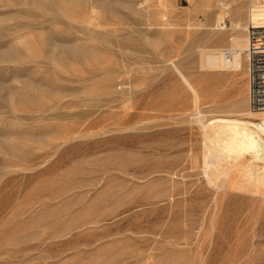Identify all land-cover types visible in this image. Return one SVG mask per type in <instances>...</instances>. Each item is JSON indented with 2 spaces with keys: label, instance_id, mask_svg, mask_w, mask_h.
Masks as SVG:
<instances>
[{
  "label": "rangeland",
  "instance_id": "1",
  "mask_svg": "<svg viewBox=\"0 0 264 264\" xmlns=\"http://www.w3.org/2000/svg\"><path fill=\"white\" fill-rule=\"evenodd\" d=\"M222 1L0 0V264H264V134L200 123L264 118L254 44L207 61L264 0Z\"/></svg>",
  "mask_w": 264,
  "mask_h": 264
},
{
  "label": "bare ground",
  "instance_id": "2",
  "mask_svg": "<svg viewBox=\"0 0 264 264\" xmlns=\"http://www.w3.org/2000/svg\"><path fill=\"white\" fill-rule=\"evenodd\" d=\"M220 3L222 2V4L224 6H226V2H223L222 0H218ZM250 12H251V15H252V9H250ZM236 29V27H234ZM257 28H259V26H256L254 25L252 22L250 25H248V30H249V33L244 36L243 38L241 37H238V36H234L232 38V41H233V46L231 48V51L230 53L226 54L224 52H221L220 55H216L214 53H208L207 55V61L209 64H214V65H218L222 68H230V69H234V70H237V69H241L242 68V52L244 50H252L253 49V43H252V38H253V34L255 32V30H257ZM249 52V51H248ZM187 81V80H186ZM188 83V82H187ZM198 114H200V111L198 110ZM201 119H200V123L202 124L203 128L206 130L207 132V139L209 140L210 139V136L212 135L211 134V124H219L221 122L223 123H240V127H242V130H243V133L247 134L246 133V125L250 124V125H253L254 127L258 128L263 134H264V118L260 121H242V120H238V119H230V118H216L214 120H211L210 123H207L203 117V115L201 114ZM209 122V121H208ZM242 125V126H241ZM221 126V125H220ZM214 127V126H213ZM219 127V126H218ZM217 127V128H218ZM222 127V126H221ZM231 129V128H230ZM213 132V131H212ZM215 135L218 137L221 135V133H224L219 129H216L214 131ZM222 137V135H221ZM220 137V139H221ZM212 138V137H211ZM216 139V138H215ZM208 140H206V146H208ZM214 141V140H213ZM215 142V141H214ZM217 144V143H216ZM221 144V143H220ZM219 143L217 144V146H220L218 148H214V147H210L211 148H214L212 150H214L213 152L218 151V149L220 148H223L224 147H221L222 145H220ZM215 146V145H214ZM221 149V150H223ZM219 151V152H222V151ZM212 152V151H211ZM210 152V153H211ZM212 152V153H213ZM224 152V151H223ZM206 153V152H205ZM218 153V152H217ZM216 152L213 153V155L217 154ZM227 153V152H225ZM223 153V154H225ZM208 155H211V154H208ZM216 156H219V155H216ZM221 156H222V153H221ZM206 156H204V159H205ZM208 157V156H207ZM212 156H209L208 159H210ZM208 159H207V162H208ZM213 159V157H212ZM210 161V160H209ZM205 161V163H207ZM211 162V161H210ZM209 163V162H208ZM208 165V164H207ZM211 165H212V162H211ZM210 166V165H209ZM209 169V168H207ZM226 172V171H225ZM212 173V172H211ZM225 173H223L224 175ZM226 174H228L226 172ZM222 175V176H223ZM264 195V194H263Z\"/></svg>",
  "mask_w": 264,
  "mask_h": 264
},
{
  "label": "built area",
  "instance_id": "3",
  "mask_svg": "<svg viewBox=\"0 0 264 264\" xmlns=\"http://www.w3.org/2000/svg\"><path fill=\"white\" fill-rule=\"evenodd\" d=\"M252 43L254 44V53H253V58L254 60H258V62H263L264 61V52H261L263 49L260 48L261 46L264 45V37L262 35H258V34H253V38H252ZM251 69H252V65H251ZM251 75H252V71H251ZM257 96H254V94L252 95V100H253V107L254 108H258V100H256Z\"/></svg>",
  "mask_w": 264,
  "mask_h": 264
}]
</instances>
